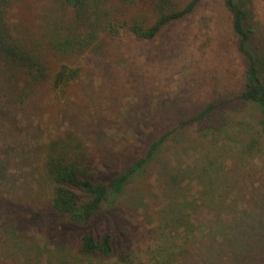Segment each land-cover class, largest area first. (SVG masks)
Here are the masks:
<instances>
[{"label": "rangeland", "instance_id": "obj_1", "mask_svg": "<svg viewBox=\"0 0 264 264\" xmlns=\"http://www.w3.org/2000/svg\"><path fill=\"white\" fill-rule=\"evenodd\" d=\"M159 1L89 0L80 32L97 40L66 57L48 41L60 27L78 30L74 9L61 0H0L11 34L49 74L35 82L0 57V264H264L261 111L238 97L248 62L232 15L225 0H203L155 40H137L133 23L151 26ZM190 1L171 0L167 10ZM237 1L264 77V0ZM63 66L77 77L57 87ZM213 103L212 118L182 125ZM170 131L88 226L58 220L46 169L52 140L79 136L87 173L103 181ZM105 232L112 257L81 254L85 234Z\"/></svg>", "mask_w": 264, "mask_h": 264}, {"label": "trees", "instance_id": "obj_2", "mask_svg": "<svg viewBox=\"0 0 264 264\" xmlns=\"http://www.w3.org/2000/svg\"><path fill=\"white\" fill-rule=\"evenodd\" d=\"M68 8L76 12L74 29H60L49 39V46L63 56L80 55L90 49L96 42L95 32L81 33V22L89 0H61ZM203 0H191L183 9L168 11L171 0H160L158 12L160 16L149 27H145L139 20L135 21L131 31L139 41H153L169 25L181 21L196 10ZM9 0H2L8 5ZM226 8L230 11L231 27L236 35L238 51L247 60L245 70V89L238 95L244 102L255 104L261 111V132L264 136V77L262 76L263 60L254 54L250 48L251 35L246 27L247 12L237 0H225ZM6 12L0 10V57L6 64L16 68L25 76L39 82L49 77L46 67L39 55L26 49L11 34L5 23ZM78 25V26H76ZM69 31L71 33H69ZM77 77V71L63 66L58 72L55 85H67ZM219 107L210 104L201 113L185 121L182 125L204 122L212 118V114ZM173 131L155 140L146 153L136 159L125 171L114 177L94 181L87 173L84 141L74 133L56 137L49 145L46 169L53 184L52 207L57 212L58 220L70 225L88 226L99 214L110 197L123 193L132 178L153 161L159 149L168 140ZM258 141L254 140L253 145ZM80 252L84 256L112 257L114 254V239L110 232H105L101 238L93 234H85L82 238Z\"/></svg>", "mask_w": 264, "mask_h": 264}]
</instances>
